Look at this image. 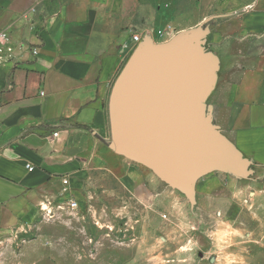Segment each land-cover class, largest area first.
<instances>
[{
    "label": "crops",
    "instance_id": "0c3cea01",
    "mask_svg": "<svg viewBox=\"0 0 264 264\" xmlns=\"http://www.w3.org/2000/svg\"><path fill=\"white\" fill-rule=\"evenodd\" d=\"M165 8L161 0H0V31L8 35L0 52V233L31 216L64 179L80 183L90 169L124 172L108 98L137 45L133 34L155 44L177 34L168 31ZM221 16L178 33L200 24L208 32L190 52L213 70L199 104L211 107L226 152L250 169L245 159L264 154V0Z\"/></svg>",
    "mask_w": 264,
    "mask_h": 264
},
{
    "label": "rangeland",
    "instance_id": "374dc122",
    "mask_svg": "<svg viewBox=\"0 0 264 264\" xmlns=\"http://www.w3.org/2000/svg\"><path fill=\"white\" fill-rule=\"evenodd\" d=\"M161 1L176 34L251 0ZM194 111L196 126L218 131L209 105ZM122 158L126 173L90 169L5 228L0 264H264V154L187 186Z\"/></svg>",
    "mask_w": 264,
    "mask_h": 264
},
{
    "label": "water",
    "instance_id": "95a60500",
    "mask_svg": "<svg viewBox=\"0 0 264 264\" xmlns=\"http://www.w3.org/2000/svg\"><path fill=\"white\" fill-rule=\"evenodd\" d=\"M201 24L168 43L141 40L117 75L108 98L110 139L121 155L162 172L182 186L210 168L238 163L226 152L218 131L196 126L205 62L190 58ZM186 35V36H185ZM195 35V36H194ZM193 36L191 43L182 38ZM246 162V160H245Z\"/></svg>",
    "mask_w": 264,
    "mask_h": 264
},
{
    "label": "built area",
    "instance_id": "2783aa9c",
    "mask_svg": "<svg viewBox=\"0 0 264 264\" xmlns=\"http://www.w3.org/2000/svg\"><path fill=\"white\" fill-rule=\"evenodd\" d=\"M8 39V35L5 31H0V52L2 51V46H3V43ZM132 40L134 41V46L139 43L141 41V38H140V35L139 34H133L132 35ZM32 54H36L37 51L35 49H33L32 51ZM29 168H31L29 166ZM63 184L66 185L67 184V180L64 179L63 180ZM76 202H72V206H75Z\"/></svg>",
    "mask_w": 264,
    "mask_h": 264
}]
</instances>
